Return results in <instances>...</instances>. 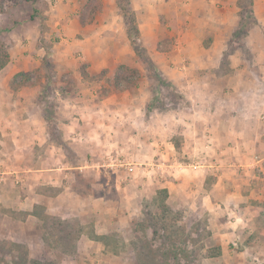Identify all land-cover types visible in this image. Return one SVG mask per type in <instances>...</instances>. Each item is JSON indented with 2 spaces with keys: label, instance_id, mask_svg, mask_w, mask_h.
<instances>
[{
  "label": "crops",
  "instance_id": "obj_1",
  "mask_svg": "<svg viewBox=\"0 0 264 264\" xmlns=\"http://www.w3.org/2000/svg\"><path fill=\"white\" fill-rule=\"evenodd\" d=\"M87 1L55 0L47 12L49 33L43 36L33 26L21 41L12 39L9 62L0 70V157L23 173L25 195L15 201L10 194L15 188L0 186V206L26 207L27 213L55 209L87 225L100 209L109 216L110 208H128L151 191L165 190L167 198L188 199L190 208L209 214L232 205L220 214L214 234L218 239L235 231L249 234L252 223V239L260 247L264 0H252L257 24L239 41L227 36L241 22L238 0H191L198 4L192 9H200L192 14H203L202 23H214L217 34L208 38L202 30L201 37L179 42L159 18L171 0H137L138 42L147 57L133 53L127 35L117 39L121 31L107 27L110 20L100 25L91 17L83 20ZM112 3L100 14H115ZM56 31L63 37L47 56L55 69L35 72L46 59L40 36L48 35L50 42ZM119 66L135 69L134 81H118ZM22 73L31 76L11 88ZM118 163L133 164V171ZM227 249L222 244V253Z\"/></svg>",
  "mask_w": 264,
  "mask_h": 264
},
{
  "label": "rangeland",
  "instance_id": "obj_2",
  "mask_svg": "<svg viewBox=\"0 0 264 264\" xmlns=\"http://www.w3.org/2000/svg\"><path fill=\"white\" fill-rule=\"evenodd\" d=\"M113 2L115 14L112 15L100 14L103 8L107 10L108 5L113 4L112 0H88L84 3L86 9L80 17L83 20L91 17V21L97 20L96 24L99 25L110 20L107 27L121 31L117 39L127 35L129 48L133 53L147 57V52L138 42L140 39L138 17L141 15L140 12L133 10V4H137V0H113ZM190 2L191 0H171V3L161 7L159 13V18L163 19L164 23L170 24V26L167 25V32H172L177 42L194 36L201 37L202 30L206 31L205 35L203 32L206 37L217 34L218 28L214 23L207 21L208 26L202 23L203 14L202 16L192 14L193 10L198 13L200 9L198 7L192 9L193 5L198 6V4L194 1L191 5ZM250 2L251 11L249 12ZM123 5L129 11L132 19L130 20L138 31L137 44L141 50L139 53L132 45L135 37L130 38L128 35L126 19L122 15ZM252 5V0H238L241 22L236 31L228 32L230 41L233 39L239 41L250 36L251 29L257 24ZM54 6L55 0H0V51L8 54L12 39L21 41L20 36L23 38L22 34L24 32L28 34V29L33 26L40 29L43 36L49 33L46 22L49 17L47 12ZM171 12L172 16L167 15ZM95 13H99L96 14L97 18L94 16ZM142 14L145 15V13ZM113 19L114 22H112ZM105 32L109 31H102L101 35ZM55 33L58 35H52L53 40L50 42L48 35L45 36L47 39L40 36L39 41L46 44L43 46L46 59L43 58L42 64L34 69L35 72L55 69L54 64L47 59L50 54H55V51L50 50L53 43L56 40L61 41L60 38L63 37L59 36L58 31ZM219 34L221 35L220 32ZM251 38H253L252 35ZM78 54L74 52L73 55L79 57ZM150 69L154 70L152 67ZM135 71V69L119 66L118 81H134ZM30 76L31 74H24L23 77H14L10 87L22 86L25 79ZM166 88L163 87L165 90ZM165 93L168 91L166 90ZM171 96L173 97V94ZM9 163L12 164L13 161L0 157V186L2 189L6 185L10 189L15 188L14 192H10L11 199L15 200L17 197L22 199L25 195V177L23 173H18L19 168L16 169ZM16 164L19 165L18 161ZM97 166L99 168V165ZM237 168L240 170L239 167ZM245 181L248 180L245 178ZM245 181L243 179V182ZM241 187L243 186L239 188ZM1 194L5 195L6 192ZM144 196L143 201H132L128 208H110L106 211L110 212L109 216H107L108 213L102 214L103 209H100L96 215L88 216L87 225L81 223L78 217H60L55 209L54 212H45L41 207H34L27 213L26 207L5 205L3 209L0 206L2 213L4 211L7 218L8 215L10 216L8 219L0 218V264H264V244L262 243L259 247V244L252 239V223L248 225V227L251 226L250 229L245 227L250 231L249 234H239V236L236 233L235 229H240L241 224H238L233 229L235 233L227 238L224 236L218 239L214 234L220 214L223 210H231L232 205L227 209L221 206L216 214L214 211L209 214L202 211V207L190 208L188 199L181 201L175 197L167 198L165 190L151 191ZM233 202L234 200L232 204ZM121 210L127 215L122 216ZM27 215L32 217H29L24 225ZM104 217L112 218V222L105 223ZM121 219L123 222L116 221ZM259 223L264 226L263 221ZM222 230L220 233L224 234L225 229ZM222 244L228 246L225 254L221 250Z\"/></svg>",
  "mask_w": 264,
  "mask_h": 264
},
{
  "label": "trees",
  "instance_id": "obj_3",
  "mask_svg": "<svg viewBox=\"0 0 264 264\" xmlns=\"http://www.w3.org/2000/svg\"><path fill=\"white\" fill-rule=\"evenodd\" d=\"M249 5H250L249 12H250L251 11V2L249 3ZM122 11H123L122 15L124 16V19H126L128 35L130 36V38L135 37L134 41H132V45L134 46L135 50L139 53V52H141V50H140L139 45L137 44V33H138V31H137V29H135L133 22H131L132 19L129 16V11L127 10V8L124 5L122 6ZM8 62H9L8 54L5 51H0V70H2L7 65ZM23 76H24V74H18L16 77H23ZM262 208L264 209V203L262 204ZM216 254H218V252Z\"/></svg>",
  "mask_w": 264,
  "mask_h": 264
},
{
  "label": "built area",
  "instance_id": "obj_4",
  "mask_svg": "<svg viewBox=\"0 0 264 264\" xmlns=\"http://www.w3.org/2000/svg\"><path fill=\"white\" fill-rule=\"evenodd\" d=\"M110 166V165H109ZM118 166H121V167H125V169L127 170V172H129V173H131L132 171H133V164H128V163H126V164H119L118 163Z\"/></svg>",
  "mask_w": 264,
  "mask_h": 264
}]
</instances>
